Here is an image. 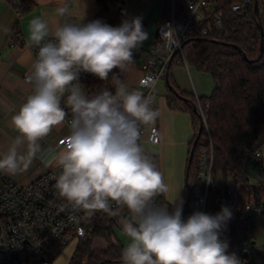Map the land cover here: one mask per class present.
Here are the masks:
<instances>
[{"label": "clouds", "instance_id": "clouds-1", "mask_svg": "<svg viewBox=\"0 0 264 264\" xmlns=\"http://www.w3.org/2000/svg\"><path fill=\"white\" fill-rule=\"evenodd\" d=\"M78 3L79 22L57 20L50 25L40 17L29 21V47L38 49L26 77L32 91L11 116L18 135L0 154V172L16 175L30 168L44 151L40 141L66 121L61 100L67 93L69 133L59 151L47 150L52 155L45 163L61 169L55 188L67 202L71 219L79 220L75 214L81 212L87 220L97 212L118 218L129 240L121 250L122 264H242L220 239L232 217L228 207L222 206L216 215L196 211L184 221L178 193L170 202L171 212L156 203L169 186L141 143V129L159 117L152 95L130 90L115 74L114 93L103 89L89 97L79 83L81 72L106 81L113 69L127 71L134 50L148 39L142 18L124 20L118 27L98 19L81 23L84 11ZM73 15L69 0H58L55 16ZM165 31V48L174 52L181 44L179 35L171 25L164 26ZM146 81L151 84L144 86L154 90L153 78Z\"/></svg>", "mask_w": 264, "mask_h": 264}, {"label": "trees", "instance_id": "trees-1", "mask_svg": "<svg viewBox=\"0 0 264 264\" xmlns=\"http://www.w3.org/2000/svg\"><path fill=\"white\" fill-rule=\"evenodd\" d=\"M7 1L14 5L21 16L30 13L34 8L32 0ZM158 1L162 2L165 10L169 12L174 2L177 14L183 10L187 0ZM228 1L221 7L226 24L225 31L221 35L193 40L184 46L187 62L211 76L213 93L210 96L197 97L194 93L181 90L170 70V83L178 94L166 86V102L171 111L184 112L191 116L194 134L189 144L186 173L199 130L201 111L207 125V128L203 129L189 168L190 184L193 185L197 180L201 149L212 145L213 174L217 181L212 193L217 194L221 188L227 189L233 185L241 186V211L230 225L220 232V239L228 243L229 253L235 239L246 231L253 230V225L243 216L248 200L252 198L257 202L264 201V149L260 157H255V151L264 144V51L261 54L262 37L258 27L261 24L264 30V0H260L261 12L258 18L253 13L249 17L233 13ZM123 2L124 0H97L99 12L94 20H101L113 27L120 26L124 20H131L134 16H127L120 10ZM142 25L145 31L144 21ZM222 42L236 45L240 50L223 45ZM113 74L120 78L119 69H113L106 81L90 74L86 81V93L89 97L103 89L114 93ZM189 100L196 105L199 113L193 109ZM249 179L256 181L258 186L251 185ZM218 180L221 181V186L218 185ZM187 196L185 185L181 195L182 208ZM108 227L112 231V220L108 214L103 213L97 217L87 236L79 241L70 264H122V244L112 243L108 248L98 250L92 247L96 238H110ZM61 252L62 250L58 253ZM251 264H264V247L253 252Z\"/></svg>", "mask_w": 264, "mask_h": 264}, {"label": "built area", "instance_id": "built-area-1", "mask_svg": "<svg viewBox=\"0 0 264 264\" xmlns=\"http://www.w3.org/2000/svg\"><path fill=\"white\" fill-rule=\"evenodd\" d=\"M225 2L226 0H187L183 10L177 14L173 2L168 18L158 23L155 43L148 51V59L141 65L142 73L134 88L141 90L145 95H152V107L156 101L155 89L159 81L165 80L172 57L175 54L180 56V61L187 65L184 52L185 41L195 37L210 38L221 35L225 31V18L221 12ZM228 2L233 13L243 17L254 14L255 0H229ZM258 2L261 12V2L260 0ZM166 25L176 29L180 38V47L175 48L174 52L165 48L168 34L166 31L163 32V28ZM30 48L35 60L38 49L34 46ZM89 75L90 73L86 72H81L79 75V83L85 92ZM147 77H152L155 81L154 90L152 87L144 86L145 83L151 84L150 81H146ZM61 106L67 113L65 123L68 126L67 120L71 118V110L66 100L61 102ZM204 126L207 128L205 120ZM141 133L142 146L144 143L150 146L160 144L161 138L157 126L142 128ZM66 135L58 140L54 151L60 150L61 141ZM263 149L264 144L255 151V157H260ZM147 154L152 157L160 170L157 155ZM198 161L199 173L193 185L189 182L192 193L183 220L186 221L196 211L216 215L222 206L228 207L230 211L236 208L237 212L222 228L226 229L241 211V186L238 184L227 189L221 188L219 193L213 194L212 189L217 181L213 174L212 145L201 149ZM57 176L56 171H51L23 182L0 173V264H56L61 254L58 252L69 243L84 239L97 217L103 214V212H97L91 220H87L83 218L84 214L81 212L75 214L80 217L79 220L71 219L67 202L59 196L55 188ZM208 178L212 179L211 183L206 180ZM249 183L258 186L253 179H249ZM155 199L157 204L168 208L171 212V207L163 194ZM124 213L127 214L126 210ZM243 216L253 225V230H248L235 239L229 254L235 253L242 264H251L253 252L262 250L256 248L254 230L255 223L260 219L264 220V201L257 202L250 198L245 205ZM110 219L115 223L118 220L112 216ZM253 242H255L254 245Z\"/></svg>", "mask_w": 264, "mask_h": 264}, {"label": "crops", "instance_id": "crops-1", "mask_svg": "<svg viewBox=\"0 0 264 264\" xmlns=\"http://www.w3.org/2000/svg\"><path fill=\"white\" fill-rule=\"evenodd\" d=\"M34 8L26 15H20L18 10L7 0H0V154L7 151L11 141L18 135V133L11 126V116L14 115L19 107L26 101L27 95L32 91V85L26 82V76L30 74L31 65L34 62V57L28 41V24L29 21L35 17H40L49 21L50 25L59 20L63 23L65 20L69 22H79V14L81 7L78 0H69L70 9L75 13L73 16L57 18L55 16V8L58 6V0H32ZM128 0L122 3L121 10L127 16H134L135 8L130 7ZM134 1V0H132ZM142 0H139V2ZM152 1V0H148ZM83 6L84 18L81 23H88L94 20L96 14L99 12L97 0H79ZM128 6L131 8H128ZM165 17L155 24L154 31L157 30L158 23L167 19V11ZM8 29V31H5ZM153 31V32H154ZM152 32V33H153ZM156 40V32H155ZM142 46L135 52H145L144 62L148 59L149 48L144 49ZM139 59V58H135ZM134 59V60H135ZM143 62V63H144ZM142 63V64H143ZM141 66L133 64L129 65L127 71L122 73L120 71V79L133 90L141 76ZM173 76L177 85L183 91H187V87L180 84L177 71H173ZM197 77L203 78L200 73ZM199 87L203 89L202 85ZM198 97H205L210 95V92L197 93ZM67 93L62 98L61 102L66 100ZM156 102V101H155ZM154 109V108H153ZM157 111L159 117L152 126H157L160 132V144L153 146L157 148V155L161 171L163 173L164 182L167 175V169L172 167L175 163L180 168V172L185 170L188 158L189 144L193 139V128L191 116L184 115L178 111H171L166 102V95L161 97L158 101ZM182 128L185 130L182 132ZM69 133L66 123L57 126L53 131L43 140L40 141L44 151L38 153L37 158L34 159L30 168L23 173L16 175H9L0 172L6 177L17 179L19 181L27 182L44 173L56 171L59 175L61 169L55 164H46L45 161L51 158V153L47 150L56 147L58 140ZM146 143H144L145 145ZM148 145V144H147ZM181 172V173H182ZM1 188V182H0ZM183 192V191H182ZM182 195V193H181ZM171 207V206H170ZM113 224H120L118 220ZM114 226V225H113ZM57 262V261H56Z\"/></svg>", "mask_w": 264, "mask_h": 264}, {"label": "rangeland", "instance_id": "rangeland-1", "mask_svg": "<svg viewBox=\"0 0 264 264\" xmlns=\"http://www.w3.org/2000/svg\"><path fill=\"white\" fill-rule=\"evenodd\" d=\"M128 0H125L127 2ZM130 7L135 8V15L134 17H141L142 21L146 24L145 31L148 33V39L144 41L142 44V48L147 49L151 48V46L155 43V24L157 21L163 19L165 17V6L162 2L158 0H152L151 2L148 0H142V2L139 0H130L129 4ZM128 6V8H130ZM131 9V8H130ZM167 15H169V11H167ZM154 31V32H153ZM153 32V33H152ZM143 49V50H144ZM146 55L145 52H142V57L139 59H135L133 65H142L144 62ZM180 56H176L171 67V71H177L179 82L182 86L187 87V90L194 93L197 97V93L202 92H210V95L213 93L214 86L212 82V78L209 74L205 72H201L197 70L194 66L189 64L187 62V65L184 64V62L180 61ZM197 73H200L203 78L197 77ZM175 79V78H174ZM199 84L202 85L203 89L199 87ZM166 81L161 80L159 81L156 89V102L153 105L154 110H157L158 101L161 97L165 96L167 94V87H166ZM209 95V96H210ZM208 96V95H206ZM184 115H190L188 113L181 112ZM185 130L182 128V132ZM143 148L145 149L146 153H153L158 154L157 148L150 146V145H143ZM160 160V159H159ZM182 172V171H181ZM180 168L175 163L172 167L167 169V175L165 179V183L169 186V191L167 194H165L166 202L169 206L173 207V205L170 203L172 200L175 199L177 193L179 198L181 199V193L184 190L185 187V170L181 173ZM218 185L221 186L222 183L220 180H218ZM179 191V192H178ZM237 212V209L234 208L231 213L232 216ZM112 227V235H110V238H96L93 241L92 247L95 250L98 249H106L108 248L112 243H120L124 247L129 242L128 237L123 233L121 224H113ZM255 230H254V238L256 240V248L258 250L262 249L264 247V220L260 219L255 223ZM78 240H75L71 243H69L61 252V254L57 258L56 264H70L72 255L78 245Z\"/></svg>", "mask_w": 264, "mask_h": 264}, {"label": "water", "instance_id": "water-1", "mask_svg": "<svg viewBox=\"0 0 264 264\" xmlns=\"http://www.w3.org/2000/svg\"><path fill=\"white\" fill-rule=\"evenodd\" d=\"M120 10H121V7H120ZM254 15L256 18H258L260 16V9H259V2L258 0H255V4H254ZM259 29H260V32H261V37H262V42H261V47H260V52L261 54L263 53L264 51V30H263V27L261 24L258 25ZM193 40H201L200 38L198 39H195V38H191L187 41H185L184 43V46L187 45L189 42L193 41ZM215 42H218V41H215ZM223 45H229V46H233L234 48H236L237 50H240L238 46L236 45H231V44H227L225 42H222ZM176 57V54L172 57L171 61H170V64L167 68V71H166V78H165V81H166V85L167 87L174 91L176 94H178L174 89H173V86L171 85L170 83V78H169V74H170V70H171V67H172V63L174 61ZM245 59L248 60V58L246 57V55H244ZM135 58H140V53L139 52H135L133 53V59ZM115 89V87H114ZM183 99H186V98H183ZM190 104L192 105L193 109L199 113V111L197 110V107L196 105L191 101L189 100ZM199 119H200V124H199V130H198V133H197V136L195 138V141L193 143V148H192V151H191V154H190V157H189V165H188V171L186 173V176H185V185H186V188H187V192H188V196H187V200L182 208V220H183V217L185 215V212H186V208H187V204L190 200V197H191V193H192V188L190 187V184H189V168H190V165L194 159V155H195V149H196V146L198 144V141L202 135V132H203V129H204V117L201 113H199ZM109 231H110V235H112V231H111V228L108 227ZM255 244V242H253V245Z\"/></svg>", "mask_w": 264, "mask_h": 264}]
</instances>
